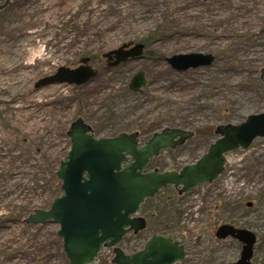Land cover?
<instances>
[{
	"label": "rangeland",
	"instance_id": "1",
	"mask_svg": "<svg viewBox=\"0 0 264 264\" xmlns=\"http://www.w3.org/2000/svg\"><path fill=\"white\" fill-rule=\"evenodd\" d=\"M262 28L264 0H13L0 11V264H69L59 225L24 219L61 195L56 171L78 117L96 137L157 125L138 131L140 144L165 127L193 131L184 144L150 160L148 170L164 171L196 162L217 139L218 126L263 112ZM144 38V51L153 54L108 70L103 54ZM188 53L214 60L186 71L166 60ZM83 57L98 71L88 83L35 87L61 66L77 67ZM140 70L146 84L131 91ZM98 85L114 88L111 100L105 101L109 91L96 96ZM108 103L114 115L103 109ZM158 194L139 212L146 229L137 238L126 235L120 247L133 253L151 235L170 234L187 252L174 264H232L242 243L216 236L229 224L256 234L252 263L264 264V138L228 152L214 182L182 195L173 186ZM114 256L112 248H103L95 264H114Z\"/></svg>",
	"mask_w": 264,
	"mask_h": 264
},
{
	"label": "water",
	"instance_id": "2",
	"mask_svg": "<svg viewBox=\"0 0 264 264\" xmlns=\"http://www.w3.org/2000/svg\"><path fill=\"white\" fill-rule=\"evenodd\" d=\"M13 0L0 4V11ZM264 34V28L260 30ZM145 45L123 43L103 54L115 67L127 61L140 59ZM177 71L207 66L212 54H175L166 58ZM83 57L77 67L61 66L49 76L39 79L35 87L68 83L77 86L88 83L97 75ZM264 82V67L260 75ZM146 84L144 71L140 70L129 83V89L141 91ZM217 139L193 163L180 169L146 170L150 160L168 148H176L194 135L193 131L165 127L140 144L139 132H120L115 136L96 137L92 127L82 117L73 121L68 135L71 148L61 160L57 177L62 181L61 195L54 198L50 208L36 209L29 214L26 224L59 225L57 235L69 264H91L103 247H112L114 264H174L187 255L184 245L172 235L153 234L143 248L126 254L119 246L124 236L135 234L147 226L146 218L137 215L148 198L162 189L173 186L180 195L202 184L212 183L223 173L227 153L248 149L256 138H264V111L250 114L239 124L220 125L215 130ZM219 239L232 237L242 243L239 259L232 264H253L256 234L248 229L223 224L217 231Z\"/></svg>",
	"mask_w": 264,
	"mask_h": 264
},
{
	"label": "trees",
	"instance_id": "3",
	"mask_svg": "<svg viewBox=\"0 0 264 264\" xmlns=\"http://www.w3.org/2000/svg\"><path fill=\"white\" fill-rule=\"evenodd\" d=\"M146 39V40H145ZM150 39V38H149ZM142 43H144L146 46H147V41H148V39L147 38H144V39H141L140 40ZM145 53H148V54H153V52H149V51H145ZM117 67H119V66H117ZM116 67V68H117ZM108 68V70H111L112 68L114 69L115 67H107ZM102 72L103 71H101V74H102ZM106 73H108V71H105ZM100 84V83H99ZM98 91L97 92H95V94H96V96L98 97H100L101 96V94L103 93V92H105V91H109V94H108V96L105 98V101H109V100H111L112 98L111 97H109L110 96V93H111V90H114V88L113 87H110V86H105V87H102V85H98ZM121 90H123V88H121V89H117V91L118 92H120ZM124 90H126V91H129L128 90V88L126 87V88H124ZM109 97V98H108ZM103 109L105 110V112H107L108 114H109V112H110V114H112V115H114V112H112V111H114V108H113V106L111 105V104H109L108 103V105L107 106H105V107H103ZM89 120V119H88ZM157 126V125H156ZM156 126H151V127H147V128H145V127H141V130L140 131H146V130H154V129H156L157 127ZM171 126H178V124H175V123H173V124H171ZM137 131V130H136ZM138 131H139V129H138ZM139 131V132H140ZM56 178V177H55ZM59 185L60 184H58V189H60V187H59ZM165 190V189H164ZM159 195V194H158ZM158 195L156 196V197H158ZM57 195H55V196H53L52 197V200H53V198H55ZM154 199H156L155 197L154 198H151V199H147V200H154ZM146 200V201H147ZM143 210V206H142V208H141V211ZM153 212V211H152ZM145 213V212H144Z\"/></svg>",
	"mask_w": 264,
	"mask_h": 264
},
{
	"label": "flooded vegetation",
	"instance_id": "4",
	"mask_svg": "<svg viewBox=\"0 0 264 264\" xmlns=\"http://www.w3.org/2000/svg\"><path fill=\"white\" fill-rule=\"evenodd\" d=\"M105 61H106V63H108V62H110V59L106 58ZM89 64L91 65V59H90V61H89ZM139 215H140V214H139ZM146 221H147V220H146ZM132 236H136L135 238H137V236H139V235H138V234H133ZM124 240H125V238L123 239L122 242H124ZM135 240H136V239H135ZM132 243H134V240L130 242L131 245H132ZM254 248H255V247H254ZM123 250H124L126 253H129V252L127 251V249L125 248V246H124ZM251 261H252V260H251Z\"/></svg>",
	"mask_w": 264,
	"mask_h": 264
}]
</instances>
